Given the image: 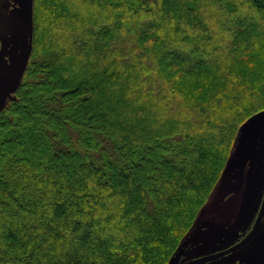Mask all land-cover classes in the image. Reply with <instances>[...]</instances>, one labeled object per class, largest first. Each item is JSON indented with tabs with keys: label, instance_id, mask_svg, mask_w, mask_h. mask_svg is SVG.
Here are the masks:
<instances>
[{
	"label": "trees",
	"instance_id": "16d2710c",
	"mask_svg": "<svg viewBox=\"0 0 264 264\" xmlns=\"http://www.w3.org/2000/svg\"><path fill=\"white\" fill-rule=\"evenodd\" d=\"M33 8L0 112V264H169L264 111V0Z\"/></svg>",
	"mask_w": 264,
	"mask_h": 264
},
{
	"label": "flooded vegetation",
	"instance_id": "af4514ba",
	"mask_svg": "<svg viewBox=\"0 0 264 264\" xmlns=\"http://www.w3.org/2000/svg\"><path fill=\"white\" fill-rule=\"evenodd\" d=\"M232 198H223L216 213L199 214L169 264H264V217L256 235L244 245L258 224L264 192L255 213L237 212L244 197Z\"/></svg>",
	"mask_w": 264,
	"mask_h": 264
},
{
	"label": "rangeland",
	"instance_id": "374dc122",
	"mask_svg": "<svg viewBox=\"0 0 264 264\" xmlns=\"http://www.w3.org/2000/svg\"><path fill=\"white\" fill-rule=\"evenodd\" d=\"M20 9H21V0H11V6L9 8L8 13L10 14L11 12L12 25H16L15 23H19V20L14 18V12ZM209 13L212 14V11H210ZM89 17H92L91 14L89 15ZM1 21H5V20L3 19ZM126 25H128L130 28H133L134 27L133 25H135V23L134 21L128 20L126 21ZM0 58H1L0 59V83H1L3 80L14 74L16 69V64L14 63L13 60L11 41L10 44L6 43L3 46L2 41L0 39ZM138 58H137V63L136 62L135 63L141 65V67L143 69H146L148 72L147 74L143 75L145 83L137 84L133 89L132 96L136 97L139 92L138 89L143 88V89H147L148 91L147 100H150L152 99L153 93L160 90V84L154 81L153 79L155 66L150 64L148 61H144V59L141 58L138 59ZM128 62L129 61L126 60L125 63ZM138 75H139V71H138ZM138 75L135 76L136 79L138 78ZM165 104L167 107L169 106V104H167V99ZM178 109L180 108L178 107ZM240 137L241 134L239 136V139ZM263 149H264V135L260 139V145L257 147L255 146L253 153L241 157L240 162L238 161V157L235 156H233L232 159H230L229 166L226 169L221 179L220 185L217 187L214 196L211 198L209 204L205 207L203 212L216 213L220 208L219 207L220 204L225 202L223 201V198L226 197L236 198V196L244 197L243 201L241 202V208H239L237 212L255 213L258 210L260 206L259 202L261 201V197L263 196V192H264ZM108 218L104 219V221L105 220L107 221Z\"/></svg>",
	"mask_w": 264,
	"mask_h": 264
},
{
	"label": "water",
	"instance_id": "95a60500",
	"mask_svg": "<svg viewBox=\"0 0 264 264\" xmlns=\"http://www.w3.org/2000/svg\"><path fill=\"white\" fill-rule=\"evenodd\" d=\"M10 6L11 0H0V39L3 46L6 43L10 44L11 41L13 60L16 64V69L14 74L0 83V112L4 108L8 99L12 98V93L15 92L21 84L33 50L34 0H21V9L14 12V18L19 20V23H15L16 25L11 24V12L10 14L8 13ZM3 19L5 21H1ZM263 135L264 111L250 118L241 129V137L234 154L235 157H238L239 162L240 158L244 155L246 156L253 153L255 146L257 147L260 145V139ZM263 217L264 201L258 218V224L251 236L245 241L244 245L256 235L259 223ZM194 235L195 234L189 239H192ZM198 263L200 262L197 261L188 264Z\"/></svg>",
	"mask_w": 264,
	"mask_h": 264
}]
</instances>
